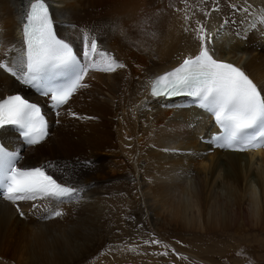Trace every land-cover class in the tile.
Returning <instances> with one entry per match:
<instances>
[{
	"label": "bare ground",
	"instance_id": "6f19581e",
	"mask_svg": "<svg viewBox=\"0 0 264 264\" xmlns=\"http://www.w3.org/2000/svg\"><path fill=\"white\" fill-rule=\"evenodd\" d=\"M48 2L63 37L82 47L80 30H92L101 48L126 67L90 72L88 87L78 90L59 115L49 113L50 132L43 142L24 146L9 128L2 130L22 154L23 165L52 162L56 177L83 191L78 201L58 205L64 215L54 219L41 218L52 207L46 202H36L44 203L38 212L33 202H19L21 217L15 205L0 200V264H88L116 240L115 230L146 239L144 231L155 237L164 230L198 237L221 232L236 243L248 242V236L264 239V147L239 153L202 141L209 119L177 100L150 97L146 85L199 51L193 31L199 21L214 43L212 52L239 65L264 90V22L259 19L264 0H188L187 9L182 0ZM23 10L24 0H0V40L20 47ZM21 89L15 77L0 70V98ZM136 236L127 249H119L117 260L104 264L144 258L160 264L156 257L164 251L169 253L161 255L164 264H185L165 248L169 244L214 264V252L203 255L205 246L197 240L187 238L190 249L173 241L144 248ZM258 251L264 255V248Z\"/></svg>",
	"mask_w": 264,
	"mask_h": 264
},
{
	"label": "snow or ice",
	"instance_id": "6c2138e0",
	"mask_svg": "<svg viewBox=\"0 0 264 264\" xmlns=\"http://www.w3.org/2000/svg\"><path fill=\"white\" fill-rule=\"evenodd\" d=\"M182 2L187 9L188 0ZM186 9L184 19L188 21L191 17ZM204 14L207 16L208 12ZM259 19L264 22V14ZM196 24L193 31L199 41V51L185 56L171 70L146 81L150 96L154 99L163 97L166 101L181 96L191 98L195 106L213 118L219 132L211 137V141L220 148L248 151L264 147V90L240 67L214 58L208 47L210 35L207 29L199 21ZM80 33L82 47L78 53L69 40L58 35L47 0H24L21 45L16 47L0 40L3 52L0 70L48 97L51 107L59 115L61 107L67 105L78 90L88 87L84 81L90 71L111 73L126 67L100 47L92 30L81 29ZM11 52L16 55L10 56ZM68 114L76 115L70 109ZM8 128L15 129L27 145H37L48 136V121L41 106L19 94L0 98V130ZM21 159L20 152L0 143V200L15 205L21 217L25 213L19 202H33L34 212L44 208V203L37 201L51 204L41 218L54 219L64 215L58 205L80 199L83 189L64 183L52 174L50 169L55 168V164L47 162L25 167L20 165ZM143 243L162 244L158 239ZM131 250L135 251V248ZM160 254L167 256L169 253Z\"/></svg>",
	"mask_w": 264,
	"mask_h": 264
},
{
	"label": "rangeland",
	"instance_id": "374dc122",
	"mask_svg": "<svg viewBox=\"0 0 264 264\" xmlns=\"http://www.w3.org/2000/svg\"><path fill=\"white\" fill-rule=\"evenodd\" d=\"M144 232H143V234L145 236H147V238L150 240L160 237L163 244H168L171 241H173L174 243L180 242L181 245L187 249H190V246H191V243H189L187 238L191 239L190 241H194V240L196 241L197 240L196 243L198 242L199 244L205 246V249H204L205 253L203 255H206L208 252H214L213 253L215 255L214 264H264V255H262L260 253V251H258V250H261L262 248H264V239H259L258 237L256 238L254 236H252V237L248 236L247 237L248 242L238 241L236 243L235 241H233L229 237V235H227L226 233L221 234V232H219L220 234L219 233L214 234L212 232L211 233H205V234L201 233L199 235V237L197 235V232H194V233L191 232L192 234L189 232H188V234L183 233L184 234L183 235L182 233H174L170 230H164L162 232V235L158 234L155 237H150L149 236L150 233H147V232L144 233ZM114 234H115L114 239H116L114 241H115L116 245L114 244V241L112 244L106 243L105 246L100 248V250L98 251L96 256L93 258V261L89 262L88 264H104V263L108 262L110 259L117 260L116 256L119 252V249H121V248L123 250L125 248L127 249V247L130 245V243H132V240H133L132 234H134L135 236L137 235L136 238L138 237L142 241L148 240V239L144 238L141 234H137L133 231L130 234L121 235V232L119 230H117V231L115 230ZM120 236H122V239L118 238ZM123 238H124V241L122 242ZM127 240H128V242H126ZM186 240L188 242H186ZM120 242H121V245L123 244L122 246L119 244ZM136 244L140 245L141 242H137ZM148 246H149V248H150V246H152L154 248L155 244L148 245ZM168 246L170 247V251H171V249H174V247L171 246L170 244ZM197 246L200 247V245H197ZM144 248H146L145 244H144ZM128 252L133 253L134 251L129 250ZM218 252H221V253L224 252L225 257H220V254ZM171 253H172V251H171ZM175 253H178L180 256L188 258L186 260L183 259L185 264H206V263L201 262L197 259H194L192 257L187 256L186 253L184 254L183 252H179L177 250H175ZM216 253H217V255H216ZM144 257H145V255H143V258ZM233 260H240V262L236 263ZM156 261L160 262V264H164L163 256L158 255V257H156ZM122 262H117V263L115 262L114 264H124ZM148 263L152 264V262H150L149 259L144 258V259H139L138 261L129 262L128 264H148Z\"/></svg>",
	"mask_w": 264,
	"mask_h": 264
}]
</instances>
